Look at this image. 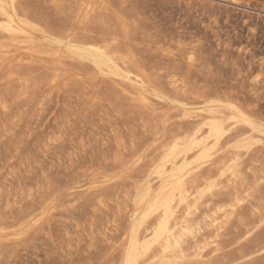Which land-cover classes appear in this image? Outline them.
I'll return each mask as SVG.
<instances>
[{
	"label": "rangeland",
	"instance_id": "obj_1",
	"mask_svg": "<svg viewBox=\"0 0 264 264\" xmlns=\"http://www.w3.org/2000/svg\"><path fill=\"white\" fill-rule=\"evenodd\" d=\"M41 1L23 0V4L25 6L26 3H31V7L28 5V9L32 8L31 14L36 13L35 16L32 15L33 20H39L38 23L42 26L44 24L43 27L47 28L46 30L50 33L52 31L50 28L57 26L52 32L53 35L46 32L45 35L28 37H12L10 35L0 38V56L20 58L26 54H32L36 60H39L37 62L40 66L39 64L26 65L27 67L24 66V68L26 67L24 69L22 65L15 69L17 74L20 73L18 76L23 77L22 74L28 70V74L25 73V76L27 74L26 78L31 76V78L36 76L39 78L42 75L40 81H43V84L38 82L39 79L36 82L37 78H35L37 88L39 83L42 86L37 89L36 93L35 89L28 97H20L18 96L19 88L21 89L20 82L16 80L8 86L10 83L8 84L5 79H2L6 70L10 66L13 67L11 64L15 65L16 61L3 64L2 69L0 67V78L2 79L0 85L1 83H3L1 86L4 85V87L0 86V99L3 95L2 98L6 100L8 109L6 111L0 109V127L4 125L9 129L3 135L0 128V264H89L90 262L108 264L107 258H111L110 261L113 264L118 258L119 250L116 247L120 240L118 239L117 243L113 240L107 241V245L110 243L107 246L104 241L98 240L100 239L99 236L94 240L89 237V225L86 223L92 216L89 213L93 210L91 205L94 202L92 194H95L96 190L94 189L99 187L98 190L102 188L105 195L113 196L115 190L126 179L129 185L131 182L140 184L139 190L132 194L134 200L141 194H145L146 191L155 193L161 184L154 174V165L151 164L150 160L158 152L154 145L163 138V126L186 125L185 121L187 120L185 119L187 117L199 114L201 120L197 123V127L204 129L208 126L212 127L217 120L221 122L247 120L251 130L259 133L260 136H264V0H98L102 2H96L97 9H100V13L102 12L100 14L101 19L111 23V27H109L110 24L106 26L107 29L103 27L106 29L104 32L103 28H98L99 31L95 28L93 33L87 35L89 38L84 35L82 40L89 43L90 41L99 43L100 41L103 42L102 39L109 40L115 33V35L118 33V47L120 49L130 50L132 48V52L142 59L148 60L150 64L163 67L164 71L162 70L160 73L166 74L169 71L167 74H171L176 72L183 78L189 79L188 82L186 81L188 91L185 96L181 95V98H179V94L170 91V86L165 85L168 76L167 79L164 77L159 80L160 83L165 82L164 85L156 81L157 83H149L148 87L129 81H122V85L117 86L111 79L101 76L100 73L91 82L89 77L94 75L95 70L107 66V61L95 56L87 47L78 44L73 46L63 41L58 42L59 23L64 22L59 20V17L62 16L60 18L64 19L63 17L68 15L69 9V13H71L73 7L64 2L62 10L56 12L52 6L46 3V0ZM103 1L107 2V5ZM37 8L41 10L39 11ZM110 14H112L111 16L114 15L113 19ZM51 15H54L53 19ZM49 16L51 21L48 20ZM39 17L42 20L35 19ZM53 21H56V25L50 26L51 23L54 24ZM42 22L44 23L42 24ZM107 31L112 33L109 37ZM129 34L130 38L127 37ZM94 35H96L95 41L92 39ZM128 40L133 43H129ZM133 44L135 45L133 46ZM123 46L125 47L123 48ZM145 47L148 48V52L142 50L140 53L143 55L140 54L138 50ZM45 51L73 55L72 57L76 58V62L80 64L75 65L73 63L74 65H72L68 62L66 65L65 62V67L62 64V68L67 70L68 74L53 85L49 84V86L47 77L51 71L48 70V67L52 66L50 63L53 61L52 58L43 54ZM190 54L194 55L193 65L187 62ZM171 57L176 61L170 60ZM81 64L82 67H80ZM166 67L168 70L164 69ZM168 67L175 68L169 69ZM84 69L86 72L83 71ZM39 70L40 72H36ZM42 70L43 74L46 72L44 76L41 74ZM35 73H40V75ZM84 78L85 80H83ZM81 83L85 84L86 90ZM6 85L7 88H11L5 89ZM112 85L115 86L117 92ZM121 86L132 93L133 91L134 93L145 92L151 101V106L156 109L158 114L162 115L159 118L162 122V128L156 136H152L149 132L152 128L150 123L147 127H143L145 131L141 129L139 126L141 120L151 118L149 112L139 105L136 106L130 93L121 94ZM112 88L115 90L116 96L120 95L117 96L119 98L111 96L114 93ZM6 97L9 98V101ZM128 97L130 100H127ZM6 121L8 124L5 125ZM212 134V131L207 130L205 135L213 138L214 134L213 136ZM77 136L78 138H76ZM133 137H136L137 140ZM262 138L264 140V137ZM131 139H133L132 142L135 141L134 151L127 154L126 157L124 156L123 162H119L120 165H118L119 163L115 165L113 157L120 152L124 144L126 148L129 147V144L132 143ZM136 142H141V144L138 143V146ZM230 145L236 146L237 142H232ZM257 147V149L252 147L250 156L260 158L264 162V142ZM149 151L153 153L151 154ZM149 153L151 156L147 157ZM191 159L192 157L188 159V162ZM146 160L150 161L151 166ZM70 161L73 163H71L72 165ZM122 164L124 165L122 166ZM143 170L147 171L146 175ZM138 175L144 177L143 180L139 179L141 177ZM260 184H256V187L253 188L254 193L251 194L254 198V204L264 201V183ZM27 186L28 192L25 191ZM36 190L39 192L37 193ZM1 193L3 194L1 195ZM86 193L88 194L86 195ZM13 194H15L14 197ZM4 207L7 208L6 211ZM240 211L241 218L250 222L251 216L248 205ZM124 224L121 228L124 227ZM237 224L232 223V226L228 227L222 239L223 248H221L219 255L228 260L229 264H264V222L256 224L249 232L242 225L238 224V226ZM113 253L115 260L111 257ZM219 255L213 253L211 258L216 259Z\"/></svg>",
	"mask_w": 264,
	"mask_h": 264
},
{
	"label": "bare ground",
	"instance_id": "obj_2",
	"mask_svg": "<svg viewBox=\"0 0 264 264\" xmlns=\"http://www.w3.org/2000/svg\"><path fill=\"white\" fill-rule=\"evenodd\" d=\"M29 2H31V1H29ZM64 2H67L69 5H71L73 7V10L71 11V13H69L70 12V9H69L68 15L64 16L63 17L64 19H61L62 16L59 15L61 17V18L59 17V20H63L64 22L60 21L63 23L62 24L59 23L60 30H58L59 28L57 29L58 30V37H59L58 42L63 41L64 43L70 44L73 46L75 44H78V45L87 47L95 56L106 60L108 63L107 66H103V67L99 68L98 70H95L94 75H91L89 77L91 82H93L94 79L97 78L98 73H100L101 76L111 79L113 81V83L117 86H120L122 81L123 82L129 81V82H134V84L135 83L140 84L143 87H148L149 83L153 84V82H156V81L158 82L160 80V78H164V77L166 78L168 76L169 78L166 82L167 84H165V82L160 83V81L158 83H160L162 85L165 84V85L170 86V91L172 90L174 93L179 94L180 95L179 98H181V95L185 96V94L188 91L186 89V81L188 82L189 79L187 80L186 78H183L181 75H178L176 72L175 73L172 72L171 74H167L169 71L166 74L160 73V71L163 70V67L160 68V66H154V65L150 64V62H148V60H146L144 58L142 59L141 57L137 56L134 52H132L131 51V50H133L132 48L130 50L120 49L118 47V44H119V37L117 36V35H119L118 33H117V35H115L116 34L115 33L112 38L110 37V39L106 37L109 40L102 39L103 42L100 41L99 43H92L91 41L89 43V42H84L82 40L84 35L87 36L88 34L90 35L91 32L93 33V30L95 28H97V31H99L100 29H98V28L104 27L107 29L106 26L108 24H110L109 27H111V23H108L107 20H105V21L102 20L101 19L102 16L100 17V14L102 12L100 13V9H97V7H96V2H99L98 0H46V3H48V5H50V6H52L54 8L53 10H56V12L59 11L62 7H64L63 6ZM100 2H102V1H100ZM23 3H24L23 0H0V38L9 37L10 35H12V37L13 36H27L28 37V36H32V35H45L46 32L50 33L48 30H46L47 28L43 27V26H45L43 24L45 21L42 22V24H43V26H42L38 23L39 20L38 21L33 20L34 17L32 18V15L35 16L36 13H33V14L30 13V11L32 12V10H31L32 8L29 10L28 5L30 6L31 3L30 4L26 3L27 7H25L26 5L24 6ZM32 6H33V4H32ZM67 7L68 6H66V9H68ZM103 7H105V6H103ZM47 9H49V8H47ZM63 9H65V8H63ZM103 9H105V8H103ZM37 10L40 11L41 9L37 8ZM49 10H51V9H49ZM107 10H109V9H107ZM43 11H44V9H43ZM52 12H54V11H52ZM107 13H108V11H107ZM50 14H51V12H50ZM54 15H56V14H54ZM54 15H51L52 19L54 18ZM104 15H105V13H104ZM104 15H103V17L105 18ZM111 15L112 14H110V16ZM106 16H109V14L108 15L106 14ZM113 16H111L112 19H113ZM111 17H108V18L111 19ZM51 18L49 16L48 20H50ZM35 19L42 20L41 17L35 18ZM126 21H127V19H126ZM126 21H125V23L128 22V21L127 22ZM55 22L53 21L54 24L49 23L50 26L56 25ZM119 22H121V21L119 20ZM47 26H48V23H47ZM114 26H113V28H114ZM128 26H129V24H128ZM56 27L57 26L50 28V31L52 30L51 33L53 32L54 28H56ZM117 28H120V27H117ZM106 29H104L103 32ZM111 30H112V28H111ZM133 30H135V29H133ZM133 30H132V32H133ZM125 31H126V29H125ZM103 32H100V33L102 34ZM135 32H137V31H135ZM97 33H99V32H97ZM107 33H108V31H107ZM110 33L111 32L108 33V35H107L108 37H109ZM51 35H53V33ZM120 36H122V35H120ZM129 36H130V34L127 37H129ZM93 37L94 38H92V39H93V41H95L94 39H95L96 35H94ZM103 38H105V37H103ZM84 40H87V39H84ZM130 41H129V43L132 44L133 42H130ZM134 45L135 44H133V46ZM124 47L125 46H123V48ZM142 50L148 52V48L146 49V47H145L144 49L138 50L139 53ZM30 53H33V52H30ZM73 53H75V52H73ZM37 54H39V53H37ZM43 54L46 55L47 57L52 58V61H53L52 63H50V64H52V66L48 67V70L50 69V71H51L47 77L48 85L49 84L53 85V83L57 82L59 79L63 78L65 75L68 74V71L62 68V64L64 66L65 62H66V65L68 62H69V64L72 63V65H74L73 63H75V65L80 64L79 62H76V58L72 57L73 55L69 56V55H65L62 53L55 52V51H49V52L45 51V52H43ZM140 54H142V53H140ZM193 54H194V52H193ZM193 54H190V56L188 57V60H187V62L190 65H193V62H194V58H193L194 55ZM173 56H175V55H173ZM169 59L171 60L172 57ZM197 60H199V59H197ZM13 61L14 62L16 61L15 65L11 64V65H13V67L10 66L8 68V70H6V72L4 73V78H2V79L3 80L5 79V82H7L8 84L10 83L8 86H10L11 83H14L16 80H17V82L19 81L20 85L19 84L18 85L21 87V89L19 88L20 92H19L18 96H20V97L21 96L28 97V95L30 93H32V91H34L35 89H36L35 90V93H36L38 91L37 89L42 86V85H40V83H39L38 88L36 86L37 85L36 82L38 81V79H39L38 82H41L40 76H42V75H40V73L39 74L35 73L37 75H40L39 78L37 76L35 77V78H37V80L35 82V78L34 77L31 78L32 77L31 75L33 74L35 69L31 73L30 78L29 77L26 78V76L28 74V72H27L28 70H26V72H27L26 76H25V73H26L25 71H24L25 73L23 72L24 74L21 73L22 75H24L23 76L24 78H23V77H21V75L18 76V74H20V73L17 74L15 69H18V67H20L22 65L24 68V66H26V65L33 66L34 64L35 65L39 64L37 62L39 60H36V58H34V56L32 54H29V55L26 54L24 57H20V58H16V57L9 58L8 56L3 55V56H0V67H1V69H2L3 64H6V63L10 64ZM151 61H153V60L151 59ZM166 61H167V59H166ZM172 61H174V58L172 59ZM185 61H186V59H185ZM176 63H178V62H176ZM188 63H186V64H188ZM82 64L80 67H82ZM159 64H160V62H159ZM196 65H198V64L196 63ZM39 66H40V64H39ZM41 66H43V65H41ZM97 67H99V66H97ZM168 68L170 69L172 67H168ZM173 68H175V67H173ZM189 68H191V67H189ZM85 69L83 71H85ZM164 69H167V67ZM192 69H193V67H192ZM86 70H88V69H86ZM44 71H45V69H44ZM36 72H40V70L36 71ZM157 72L160 74H158ZM45 73L43 74V70L41 71V74H43V76L45 75ZM187 78H190V77H187ZM2 79L0 78V82H2L1 81ZM67 80H69V79H67ZM83 80H85V78ZM74 81H75V79H74ZM101 82H102V80H101ZM41 83L43 84V81ZM72 83H74V82H72ZM156 83H154V84H156ZM2 84L3 83H1V85ZM94 84H95V82H94ZM160 84H157V85L159 86ZM83 85L85 86V84H82V86ZM82 86H81V88H82ZM112 86H113V88L115 87L114 85H112ZM158 86H157V88H158ZM1 87H4V85ZM6 88H7V85H6L5 89ZM8 88H11V87H8ZM8 88H7V90H8ZM85 88H87V87L85 86L84 89ZM114 89H113V92L116 90V89L115 90ZM151 89H153V88H151ZM120 91H121L120 92L121 94L130 93L131 98L135 102L136 106L139 105V106L143 107L146 111L149 112V116L151 118L141 120L139 126L141 127V129H143V127H147V125L149 123L152 124L151 130L150 131L148 130V131L152 134V136H156L158 134V132L161 131V128H162V126H161L162 122L159 120V118L162 117V115L158 114L156 112V109L151 106V104H150L151 101L149 100V97L147 96V94L145 92H141V91L135 92V93L133 91V93H132L128 90L129 91L128 92L127 89L122 88V86H121ZM152 91H154V89ZM116 92H117V90H116ZM116 92H114L113 95H111V96L112 97L115 96L116 98H119L117 96H120V95L117 93L118 95L116 96L115 95ZM100 93H101V91H100ZM3 94H4V92H3ZM111 94H112V90H111ZM2 96L0 99V109L3 111H6V110H8L6 107V100L3 99ZM176 97H178V96L176 95ZM7 98L8 97H6V99ZM116 98H113V99L115 100ZM33 99H35V98L33 97ZM121 99H123V98H121ZM101 100L103 102V99H101ZM118 100H120V99H118ZM127 100H130V98ZM8 101H9V98H8ZM123 101H124V99H123ZM23 105H25V104H23ZM153 106H154V104H153ZM136 114H138V113H136ZM20 115H22L21 112H20ZM171 116H173V115H171ZM185 120H187V121H185L186 125H178L175 127V126H172V124H171V126H168V127L163 126V128H164L163 138L161 139V141H159L158 143H156L154 145V148L158 149V152H157V154L154 153L155 156L150 161H151V164L154 165V174L156 175L157 179L159 180V183L161 184V186L158 188V190L155 193H151L150 191H146L145 194H141L140 197H138L137 199L134 200L132 198V194L139 190L140 184L137 182H131L129 185L127 183L128 182L127 179L124 180V182L121 183L119 185L120 187H118L116 190L113 188L115 190V192L113 191L114 192L113 196L105 195L102 188L100 190H98L99 187H97V189H94V190H96V193L92 194L93 195L92 198H93L94 202H93V204H91L93 207V210H92V212H89L92 216L89 219V221L86 223V225H89V230H90L89 237L91 240H94L97 238V236H99L100 239H98V240H100V242H101V240H102V242L104 241L105 245H107L106 244L107 241L113 240V241H115V243H117L120 240V242H118V245L116 247V249L119 250L118 258L116 259L114 257L115 252L113 253V256L111 255L113 260L116 259V261L113 264H229L228 260H226L224 257L219 255L221 253V248H223L222 247V245H223L222 239L225 236V234L228 230V227L232 226V223L235 225L238 223L239 225H242L247 232H249L254 228V226L256 224H261L264 222V201H261L258 204H254L253 203L254 198L252 197L253 195H251L254 193L253 188L256 187V184L264 183V162H262L261 161L262 159H260V158H254V157L250 156V151L252 150V147L256 148L257 146H260L261 144H263L264 140L262 137H264V136L263 135L260 136L259 133L251 130V128L249 126V122L247 120H243L241 122H227V121L221 122L220 120H217V121H215L216 123L214 124V126H212V127L208 126V127H206V129H204L202 127H197V123L201 120V115H199V114L189 116ZM121 122H123V121H121ZM24 123H25V121H24ZM3 124H4V122H3ZM6 124H8L7 121H6L5 125ZM0 128H1V131L3 132V135H5L9 130L7 128V126H4V125ZM207 130L210 132L211 131L213 132V134H214V136L212 134L213 138H209L208 136L205 135ZM42 131H44V130H42ZM136 132H138V131H136ZM133 136H134V134H133ZM131 137H132V135H131ZM7 138H9V137H7ZM76 138H78V136ZM133 138L136 139V137H133ZM11 139H12V137H11ZM119 139H120V137H119ZM119 139H118V143H119ZM132 140L133 139H131V142H132ZM232 142H234V143L237 142V145L236 146L230 145ZM134 143H135V141L130 143L129 145L131 146V148H129L130 147L129 146V147H127L128 149L126 148L125 144L123 143L124 145H123V147L121 146L122 148L120 149V152L118 151L119 153L117 155L114 154L115 156L113 157V161L115 162V165H116V163H119V162L122 163L124 156L126 157L127 154L134 151V148H135ZM138 143L141 144V142H138ZM138 143H137V145L139 146ZM114 145H115V143H114ZM118 146H120V145H118ZM149 152L151 153V151H149ZM150 153L148 154L147 157H149V155L151 156V154L153 152L151 154ZM133 156H135V155H133ZM138 157H140V156H138ZM190 157H192V159L190 162H188L189 161L188 159H190ZM148 161L149 160H146V162H148ZM150 161L148 162L149 164H150ZM71 163L72 162L70 161V164ZM120 163L118 165H120ZM124 164H122V166ZM151 164H150V166H151ZM7 167H8V165H7ZM107 169H108V167H107ZM146 170H148V169L146 168ZM143 171H145V170H143ZM143 171H141V172H143ZM4 172L7 173L6 171H4ZM146 173H147V171H145V175H146ZM143 174H142V176H145ZM140 175H138V176H140ZM142 176H140L141 178H139V179L143 180L144 177H142ZM81 177H82V175H81ZM131 178H133V177H131ZM135 179H137V178L135 177ZM133 180H134V178H133ZM133 180L131 179V181H133ZM137 181L139 182L138 179H137ZM34 185H36V184L34 183ZM114 187H117V186H114ZM28 190H29V188L27 186V190H25V191L28 192ZM32 191H34V190H32ZM22 192H23V190H22ZM36 192L38 193L39 191L36 190ZM41 193L43 194L42 191H41ZM111 193H112V191H111ZM2 194L3 193H1V195ZM28 194H31V193H28ZM87 194L88 193H86V195ZM24 195H26L25 192H24ZM14 196H15V194H13V197ZM66 196H69V195H66ZM137 196H138V194H137ZM16 197L18 198V196H16ZM121 197H123V198L120 200ZM24 198H25V196H24ZM68 200H69V198H68ZM85 200H87V199H85ZM80 202H81V200H80ZM86 203H88V202H86ZM89 203H90V201H89ZM246 205H248V207H249V213L251 216L250 222L244 221V219L241 218V216H240V214H241L240 210H243V208ZM202 207H204V208H202ZM4 209H5V207H4ZM6 209H5V211H6ZM56 209H58V208H56ZM112 209H114V210H112ZM200 212H202V213H200ZM4 213L6 214V212H4ZM200 214H201V217H200ZM4 215H2V216H4ZM57 215H59V214H57ZM0 217H1V215H0ZM83 221H85V220H83ZM234 222H236V223H234ZM122 224H124V227L126 226V228H124V227L121 228ZM87 228H88V226H87ZM75 229H74V231H75ZM88 231H87V233H88ZM70 239H72V238H70ZM109 244L110 243H108V245ZM112 246H113V244H112ZM108 248H110V247H108ZM80 253H79V255H80ZM104 253H105V251H104ZM213 253H217V255H219V257H217L216 259L211 258V254H213ZM79 255H77V256H79ZM94 255H95V253H94ZM99 256H100V254H99ZM102 256H104V255H102ZM83 257H82V259H83ZM79 259H81V258L79 257ZM107 259L110 261L111 258H107ZM78 261H81V260H78ZM109 261H108V264H111V261H110V263H109ZM87 263H88V261H87ZM91 264H93V263H91ZM103 264H104V262H103Z\"/></svg>",
	"mask_w": 264,
	"mask_h": 264
}]
</instances>
